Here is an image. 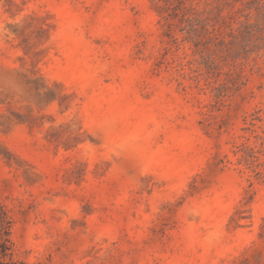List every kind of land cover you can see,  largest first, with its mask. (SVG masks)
Listing matches in <instances>:
<instances>
[{
    "label": "rangeland",
    "instance_id": "obj_1",
    "mask_svg": "<svg viewBox=\"0 0 264 264\" xmlns=\"http://www.w3.org/2000/svg\"><path fill=\"white\" fill-rule=\"evenodd\" d=\"M184 2L218 15L216 0ZM223 2L237 26L256 0ZM177 5L0 0V202L16 261L264 264V49L239 76L210 69L179 19L178 41L165 35Z\"/></svg>",
    "mask_w": 264,
    "mask_h": 264
},
{
    "label": "trees",
    "instance_id": "obj_2",
    "mask_svg": "<svg viewBox=\"0 0 264 264\" xmlns=\"http://www.w3.org/2000/svg\"><path fill=\"white\" fill-rule=\"evenodd\" d=\"M158 1V0H153ZM218 15L210 18H202L194 8L187 7L184 0H178V5L172 7L168 16L164 17L167 30L165 35L178 41L172 34L171 20L179 19L183 24L182 32L186 34L185 41L193 43L199 49L204 47L210 54L203 56V59L212 70H220V61L231 63L227 75L239 76L236 71V62L247 60L250 56L259 55L264 49V0L247 2L248 13L240 10L241 18L244 20L236 22L228 21L222 17L223 0H216ZM231 19V18H230ZM252 19H254L252 21ZM263 43V44H260ZM223 86L212 87V93L220 92ZM221 93V92H220ZM220 97L222 94L219 95ZM217 97V96H216ZM242 148L245 145L241 146ZM0 264H22L14 259L12 242V221L5 205L0 202Z\"/></svg>",
    "mask_w": 264,
    "mask_h": 264
}]
</instances>
